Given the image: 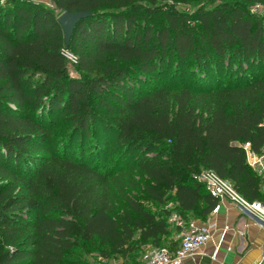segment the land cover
<instances>
[{"label": "trees", "instance_id": "obj_1", "mask_svg": "<svg viewBox=\"0 0 264 264\" xmlns=\"http://www.w3.org/2000/svg\"><path fill=\"white\" fill-rule=\"evenodd\" d=\"M141 1L51 0L56 12L0 0V264H89L81 241L106 258L146 241L174 246L159 243L171 210L205 217L218 202L195 177L202 169L264 203L242 145L264 146V73L254 72L263 19L242 0L195 12ZM64 10L91 12L68 45ZM64 47L80 75L69 74ZM231 67L234 80L222 83ZM163 78L179 81L142 88ZM58 117L70 126L56 144ZM137 172L148 198L172 209L127 192Z\"/></svg>", "mask_w": 264, "mask_h": 264}, {"label": "crops", "instance_id": "obj_2", "mask_svg": "<svg viewBox=\"0 0 264 264\" xmlns=\"http://www.w3.org/2000/svg\"><path fill=\"white\" fill-rule=\"evenodd\" d=\"M218 202L219 209L205 217L195 210L184 214L171 210L167 215L169 232L160 236L159 243L176 244L184 232L212 221L209 240L180 264H257L264 248V220L227 198ZM172 207L173 203L169 209Z\"/></svg>", "mask_w": 264, "mask_h": 264}, {"label": "built area", "instance_id": "obj_3", "mask_svg": "<svg viewBox=\"0 0 264 264\" xmlns=\"http://www.w3.org/2000/svg\"><path fill=\"white\" fill-rule=\"evenodd\" d=\"M256 6L260 11L264 23V7L258 4ZM62 52L69 60H76V55L68 48L64 47ZM242 145L246 151L248 164L258 175L261 186H264V146L260 152H255L251 149L249 142H244ZM195 177L198 181L202 182L208 192L218 200L227 198L238 206L257 214L264 220V203L257 199L249 200L245 198L229 180L219 176L214 170L202 169L195 174ZM219 207L220 204L217 202L212 212H216ZM213 225L214 222L207 221L194 230L184 232L180 240L174 246H153L147 253V264H180L183 258L192 254L209 240ZM106 259L107 258L99 257L95 264H121V262L116 259L109 260L105 263ZM262 262H264V248L261 250L260 259L257 264H261Z\"/></svg>", "mask_w": 264, "mask_h": 264}, {"label": "rangeland", "instance_id": "obj_4", "mask_svg": "<svg viewBox=\"0 0 264 264\" xmlns=\"http://www.w3.org/2000/svg\"><path fill=\"white\" fill-rule=\"evenodd\" d=\"M40 2H43L53 8H55V5L51 2V0H38ZM220 0H166V1H161L159 3V6L162 7L163 9L165 8H176L178 10H184L188 12H195L197 7L201 5H214L215 3L219 2ZM241 1V0H240ZM246 1L247 6L250 9V12L257 14L258 16L261 17L260 11L257 8V4L260 6L264 7V4L260 2H254V1H247V0H242ZM142 3H145V0L141 1ZM55 11L58 12V10L55 8ZM262 18V17H261ZM264 24V23H263ZM110 60H114L112 56L109 58ZM68 64V71L70 75L73 76H78L81 74L82 70L80 66L78 65L77 61H71L67 62ZM254 72L255 73H264V62H261L260 64H255L254 65ZM253 71H248L249 74H255ZM234 74L232 72V67L230 71L225 73L222 77L221 82L226 83L228 81L234 80ZM175 82L171 83L167 78H163L159 81L156 80H151L142 85V88L144 90H149L151 88L160 86L161 84L163 85H169V87H172V84L175 85L179 81L178 79H174ZM183 83V82H182ZM70 126V123L66 122L63 120L61 117H58V120L56 124L54 125L53 128V133H54V142L58 144L59 138H62L65 133L68 131V128ZM149 146V152L155 151L156 149L153 147ZM112 157L116 159L117 161L122 163V157L118 153H113ZM111 157V158H112ZM149 180L145 178L144 175H141L140 172H137L134 174V181L133 184L127 187V192L130 193L131 196L134 197L138 202L142 203L144 206L151 210H160L163 208V206H166L167 208H170V205H172V202L169 201L166 204H162L159 202L152 201L148 198L146 191H145V183L148 182ZM124 202L123 200H119L117 203V210L120 211L121 208L123 207ZM153 246L149 243V241L146 242H141L140 244L136 245V249L133 253H130L128 256H125L124 258L122 257L121 254H113L112 256L106 259L107 263L109 260H118L121 262V264H146L147 262V253ZM75 251H81L83 252L84 257L86 260L89 262V264H95L98 260L99 257H104L99 251L97 250V242H84L81 241L79 243V246L76 247ZM106 258V257H104Z\"/></svg>", "mask_w": 264, "mask_h": 264}, {"label": "water", "instance_id": "obj_5", "mask_svg": "<svg viewBox=\"0 0 264 264\" xmlns=\"http://www.w3.org/2000/svg\"><path fill=\"white\" fill-rule=\"evenodd\" d=\"M90 13L91 12L88 10H74V11L64 10L57 16V19L63 30L65 45L69 44L70 37L75 25L82 18L90 15ZM262 192L264 195V186H262Z\"/></svg>", "mask_w": 264, "mask_h": 264}]
</instances>
